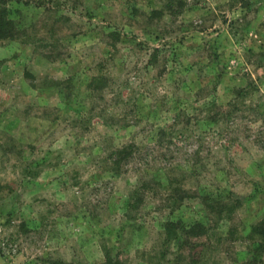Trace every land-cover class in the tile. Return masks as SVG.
I'll use <instances>...</instances> for the list:
<instances>
[{
    "label": "rangeland",
    "instance_id": "374dc122",
    "mask_svg": "<svg viewBox=\"0 0 264 264\" xmlns=\"http://www.w3.org/2000/svg\"><path fill=\"white\" fill-rule=\"evenodd\" d=\"M263 233L264 0H0V264H264Z\"/></svg>",
    "mask_w": 264,
    "mask_h": 264
},
{
    "label": "trees",
    "instance_id": "16d2710c",
    "mask_svg": "<svg viewBox=\"0 0 264 264\" xmlns=\"http://www.w3.org/2000/svg\"><path fill=\"white\" fill-rule=\"evenodd\" d=\"M196 226H199V225H196ZM195 226V227H196ZM261 240H262V244H264V233L262 234V238H261ZM118 264V263H117Z\"/></svg>",
    "mask_w": 264,
    "mask_h": 264
}]
</instances>
